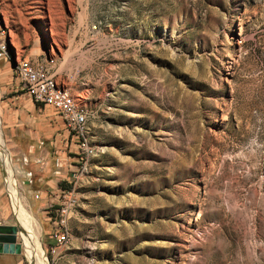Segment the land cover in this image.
<instances>
[{"label":"rangeland","instance_id":"rangeland-1","mask_svg":"<svg viewBox=\"0 0 264 264\" xmlns=\"http://www.w3.org/2000/svg\"><path fill=\"white\" fill-rule=\"evenodd\" d=\"M2 29L86 107L92 153L50 107L6 137L29 97L0 57V224L14 189L48 264H264V0H0Z\"/></svg>","mask_w":264,"mask_h":264},{"label":"built area","instance_id":"built-area-1","mask_svg":"<svg viewBox=\"0 0 264 264\" xmlns=\"http://www.w3.org/2000/svg\"><path fill=\"white\" fill-rule=\"evenodd\" d=\"M0 33V57L10 58L11 49L9 39ZM15 65L12 71L20 83L21 89L35 102L48 104L54 107L69 131L77 138V149L86 159L92 153L87 141L88 111L86 107L77 102L69 89L56 79V75L47 60H33L25 57H14ZM85 165V164H84ZM84 165L82 168H84ZM62 205L59 208L58 227L54 232L56 242L61 244L67 240L68 229L66 217L69 210L75 206L74 192L63 195Z\"/></svg>","mask_w":264,"mask_h":264},{"label":"crops","instance_id":"crops-1","mask_svg":"<svg viewBox=\"0 0 264 264\" xmlns=\"http://www.w3.org/2000/svg\"><path fill=\"white\" fill-rule=\"evenodd\" d=\"M9 41H11L10 38H9ZM13 50H14V57L16 55L17 57H25V58H30L33 60L39 59L37 57L36 58L28 57V54H24L23 52L21 54H19L16 47H14ZM8 63L10 64L9 60H8ZM10 67L12 69L11 65H10ZM2 74H3L2 76H3L4 80L7 79L8 76H7L6 71ZM5 81H7V80H5ZM14 104H15L14 106L8 105V109H6V107H5V115L2 119L3 131L7 130L6 132H4V134L8 138L13 137V136L15 137L17 130H20V128L24 127L25 124H27V128H30L31 130L34 128V126L37 127L38 119L40 117L38 115V112H37V110H39V109H44L43 117H47L46 115H49V112H51V111H49L48 107H50L53 111H55L57 113V115H59L58 111L54 107H52L51 105L43 104V103H37V102L33 101L30 97H29V100H25L23 102V104L21 102L20 106H17L16 105L17 103H15V102H14ZM30 116L33 118L30 119ZM59 117L61 118L60 115H59ZM61 120L63 122L65 129H66L67 137L70 138L71 142L74 145H77L76 144V142H77L76 136L69 131V129L65 125L62 118H61ZM7 158H9V157H7ZM8 160H10V159H8ZM47 186H48V184H46L44 187H47ZM36 197H38V196H36ZM0 210H1V208H0ZM7 263L17 264V263H15L14 254L0 253V264H7Z\"/></svg>","mask_w":264,"mask_h":264},{"label":"bare ground","instance_id":"bare-ground-1","mask_svg":"<svg viewBox=\"0 0 264 264\" xmlns=\"http://www.w3.org/2000/svg\"><path fill=\"white\" fill-rule=\"evenodd\" d=\"M16 213L20 221L22 243L30 264H48L44 250L40 243V225L28 208H25L20 195L11 189ZM19 223V222H18ZM19 231V234H20Z\"/></svg>","mask_w":264,"mask_h":264},{"label":"water","instance_id":"water-1","mask_svg":"<svg viewBox=\"0 0 264 264\" xmlns=\"http://www.w3.org/2000/svg\"><path fill=\"white\" fill-rule=\"evenodd\" d=\"M9 58L10 65L14 67V50L11 46ZM19 227L15 224H0V253L20 254L23 249L22 242L17 241Z\"/></svg>","mask_w":264,"mask_h":264}]
</instances>
